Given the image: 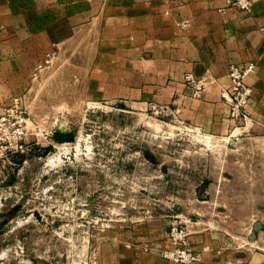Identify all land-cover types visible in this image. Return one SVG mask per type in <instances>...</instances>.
Segmentation results:
<instances>
[{
    "label": "rangeland",
    "instance_id": "obj_1",
    "mask_svg": "<svg viewBox=\"0 0 264 264\" xmlns=\"http://www.w3.org/2000/svg\"><path fill=\"white\" fill-rule=\"evenodd\" d=\"M95 12L91 0H0V112L19 96L26 113L24 151L0 159V264H103L110 247L172 262L162 252L177 233L201 261L264 264V99L254 102L261 92L247 82L254 64L238 117L221 96L225 122L96 101V61L114 53L118 28ZM183 83L192 96L201 91ZM55 131L73 140L58 143Z\"/></svg>",
    "mask_w": 264,
    "mask_h": 264
},
{
    "label": "crops",
    "instance_id": "obj_2",
    "mask_svg": "<svg viewBox=\"0 0 264 264\" xmlns=\"http://www.w3.org/2000/svg\"><path fill=\"white\" fill-rule=\"evenodd\" d=\"M91 1L95 18L118 28L116 42L108 47L114 53L104 52L96 61V101L139 111L176 109L198 122H225L221 89L228 66L250 62L254 70L247 82L263 94L264 0H252L250 12L226 7L225 0ZM78 10L84 20L87 7ZM181 19L188 22L184 29L177 24ZM184 75L201 82L197 96L183 83ZM261 93L253 95L254 102L264 99ZM105 258L103 264H174L134 247H110ZM200 264L243 262L206 258Z\"/></svg>",
    "mask_w": 264,
    "mask_h": 264
},
{
    "label": "built area",
    "instance_id": "obj_3",
    "mask_svg": "<svg viewBox=\"0 0 264 264\" xmlns=\"http://www.w3.org/2000/svg\"><path fill=\"white\" fill-rule=\"evenodd\" d=\"M225 5L229 8L249 11L251 3L250 0H225ZM177 24L181 29H184L188 22L186 19H181ZM252 70V63L229 66V84L222 87L221 96L228 99L231 117H238L249 101L251 89L244 80ZM183 78L196 92L200 91L201 82L195 81L190 75H184ZM25 115L19 96H15L11 103L0 112V159L24 151L22 141L24 142L26 128ZM172 240L174 249L162 252L163 257L180 264H199L201 262V253L191 246L185 234H173Z\"/></svg>",
    "mask_w": 264,
    "mask_h": 264
},
{
    "label": "water",
    "instance_id": "obj_4",
    "mask_svg": "<svg viewBox=\"0 0 264 264\" xmlns=\"http://www.w3.org/2000/svg\"><path fill=\"white\" fill-rule=\"evenodd\" d=\"M53 139L58 143L71 142L73 140V135L71 133H63L59 131L53 132Z\"/></svg>",
    "mask_w": 264,
    "mask_h": 264
}]
</instances>
